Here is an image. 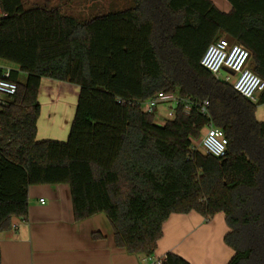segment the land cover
<instances>
[{"label": "trees", "instance_id": "trees-1", "mask_svg": "<svg viewBox=\"0 0 264 264\" xmlns=\"http://www.w3.org/2000/svg\"><path fill=\"white\" fill-rule=\"evenodd\" d=\"M131 1L79 21L0 0V61L17 85L0 100V233L27 220L29 187L64 184L74 219L105 214L130 254L152 256L171 215L223 214L227 264H264V123L255 117L264 90L249 101L200 65L226 38L264 81V0H226L228 13L210 0ZM42 79L78 89L65 142L36 139ZM159 93L178 99L162 126L141 108ZM209 125L228 141L222 158L194 145ZM161 264L188 263L168 253Z\"/></svg>", "mask_w": 264, "mask_h": 264}, {"label": "crops", "instance_id": "crops-1", "mask_svg": "<svg viewBox=\"0 0 264 264\" xmlns=\"http://www.w3.org/2000/svg\"><path fill=\"white\" fill-rule=\"evenodd\" d=\"M224 7L226 13L231 10ZM0 68L11 69L3 63ZM43 81L45 88L53 86V80ZM255 117L264 123V104ZM27 200V220L13 219L11 229L0 233L1 264H153L168 253L188 264H227L234 255L224 242L223 214L208 220L195 212L171 215L155 252L145 257L116 246L105 214L76 221L68 185L31 186Z\"/></svg>", "mask_w": 264, "mask_h": 264}, {"label": "rangeland", "instance_id": "rangeland-1", "mask_svg": "<svg viewBox=\"0 0 264 264\" xmlns=\"http://www.w3.org/2000/svg\"><path fill=\"white\" fill-rule=\"evenodd\" d=\"M221 11L226 13V7H231L226 0H210ZM221 1H223L221 3ZM25 7L33 5L45 6L47 8H58L62 14L74 17L79 21L91 19L95 16L117 12L132 7L131 0H22ZM226 39V38H224ZM0 63H2L0 61ZM9 68L15 69L8 65ZM225 76V72L222 73ZM234 80V77H232ZM20 80L24 76L20 75ZM45 81V80H44ZM44 81L40 84L38 91L39 117L37 120V140L65 142L74 117L77 101V87L68 83L52 81L53 86L45 88ZM259 94H256L258 96ZM173 108V103H161L155 108L154 121L162 126L170 118L167 114ZM194 142L195 147L202 151L200 140Z\"/></svg>", "mask_w": 264, "mask_h": 264}, {"label": "built area", "instance_id": "built-area-1", "mask_svg": "<svg viewBox=\"0 0 264 264\" xmlns=\"http://www.w3.org/2000/svg\"><path fill=\"white\" fill-rule=\"evenodd\" d=\"M249 52L243 47L230 43L227 39H219L211 43L205 50L200 65L210 72L217 81L228 84L241 97L254 102L256 94L264 90V81L248 69ZM9 70L4 69L3 78L0 79V100L6 96L16 93L17 85L9 80ZM225 72V76L222 73ZM234 77V80L233 78ZM173 103V108L167 114L172 119L178 99L174 95L159 93L155 98L141 105L144 112H151L161 103ZM202 114L207 113L208 102L204 101L198 105ZM184 113L189 114L190 105H184ZM228 141L223 132L209 125L204 136L200 140L202 152L215 158H222L225 155ZM43 203V200L40 201ZM162 259L154 260L153 264H161Z\"/></svg>", "mask_w": 264, "mask_h": 264}]
</instances>
